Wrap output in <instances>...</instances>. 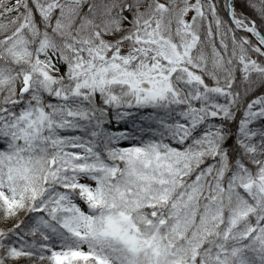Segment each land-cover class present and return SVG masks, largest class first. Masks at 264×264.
<instances>
[{
    "label": "snow or ice",
    "instance_id": "1",
    "mask_svg": "<svg viewBox=\"0 0 264 264\" xmlns=\"http://www.w3.org/2000/svg\"><path fill=\"white\" fill-rule=\"evenodd\" d=\"M0 264H264V0H0Z\"/></svg>",
    "mask_w": 264,
    "mask_h": 264
}]
</instances>
